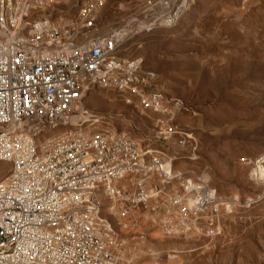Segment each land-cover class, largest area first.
I'll use <instances>...</instances> for the list:
<instances>
[{
  "label": "built area",
  "instance_id": "built-area-1",
  "mask_svg": "<svg viewBox=\"0 0 264 264\" xmlns=\"http://www.w3.org/2000/svg\"><path fill=\"white\" fill-rule=\"evenodd\" d=\"M68 1L0 0V264H133L110 217L129 229L141 210L166 235L219 236L239 199L218 194L204 174L175 170L198 159L194 134L172 127L182 102L155 89L143 57L121 55L131 38L176 26L190 0H144L141 13L107 30L98 25L107 0L56 18ZM97 89L131 92L143 110L165 114L159 146L105 125L87 105ZM58 125L103 129L41 141ZM244 163L264 183V153Z\"/></svg>",
  "mask_w": 264,
  "mask_h": 264
},
{
  "label": "rangeland",
  "instance_id": "rangeland-1",
  "mask_svg": "<svg viewBox=\"0 0 264 264\" xmlns=\"http://www.w3.org/2000/svg\"><path fill=\"white\" fill-rule=\"evenodd\" d=\"M83 1L69 0L55 17L75 18ZM143 7L144 0H107L98 25L119 26ZM121 55L143 57L144 69L157 74L155 89L182 102L172 127L194 134L198 159L179 160L175 170L204 174L218 194L239 199L233 213L222 214V233L215 238L166 235L142 210L129 229L111 216L126 240L123 253L135 256L133 264H264V183L254 182L251 164L244 163L264 153V0H190L176 26L131 38ZM87 105L106 118L105 125L159 146L153 136L166 116L143 110L135 94L97 89ZM101 129L58 125L41 141ZM171 145L177 148L175 136ZM6 169L0 168V179ZM110 205L103 200L104 214Z\"/></svg>",
  "mask_w": 264,
  "mask_h": 264
}]
</instances>
